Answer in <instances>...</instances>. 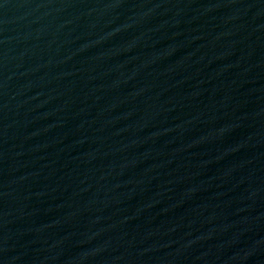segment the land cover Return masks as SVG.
Listing matches in <instances>:
<instances>
[{
    "label": "water",
    "instance_id": "water-1",
    "mask_svg": "<svg viewBox=\"0 0 264 264\" xmlns=\"http://www.w3.org/2000/svg\"><path fill=\"white\" fill-rule=\"evenodd\" d=\"M0 264H264V0H0Z\"/></svg>",
    "mask_w": 264,
    "mask_h": 264
}]
</instances>
